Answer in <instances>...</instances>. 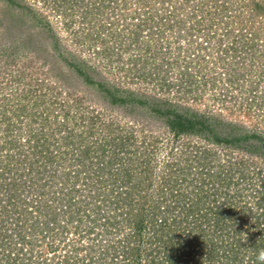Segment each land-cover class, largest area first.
<instances>
[{"label": "rangeland", "instance_id": "374dc122", "mask_svg": "<svg viewBox=\"0 0 264 264\" xmlns=\"http://www.w3.org/2000/svg\"><path fill=\"white\" fill-rule=\"evenodd\" d=\"M262 225L264 0H0V264H258Z\"/></svg>", "mask_w": 264, "mask_h": 264}, {"label": "trees", "instance_id": "16d2710c", "mask_svg": "<svg viewBox=\"0 0 264 264\" xmlns=\"http://www.w3.org/2000/svg\"><path fill=\"white\" fill-rule=\"evenodd\" d=\"M199 123H201V122H199ZM167 126L175 134H191V131H194L193 129H195V124L190 119H188V118L186 119L185 117H181L180 115H177L172 120H169L167 122ZM133 227L135 229L136 234L139 235V233L142 229V218L136 219ZM262 227H263V225H262ZM263 237H264V234H263ZM222 247H224V248H222ZM253 247L256 249L259 248L257 245L253 246ZM221 248L217 247V249H215L214 246L209 247V250L207 251V254L204 255V258L208 261H212V260L218 261L219 264H233V259H231L230 255H228L227 250L235 248L234 242L229 243L227 246H221ZM135 254H138V253H135ZM168 257H169V255H167V254L164 255V259L168 258ZM169 262H171V260H169Z\"/></svg>", "mask_w": 264, "mask_h": 264}, {"label": "clouds", "instance_id": "9594fccd", "mask_svg": "<svg viewBox=\"0 0 264 264\" xmlns=\"http://www.w3.org/2000/svg\"><path fill=\"white\" fill-rule=\"evenodd\" d=\"M258 264H264V250H260L257 254Z\"/></svg>", "mask_w": 264, "mask_h": 264}]
</instances>
